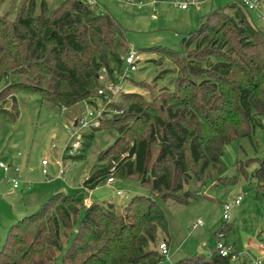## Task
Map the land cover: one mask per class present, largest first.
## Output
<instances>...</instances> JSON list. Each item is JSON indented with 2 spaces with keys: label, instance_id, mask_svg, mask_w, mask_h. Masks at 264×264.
<instances>
[{
  "label": "trees",
  "instance_id": "obj_1",
  "mask_svg": "<svg viewBox=\"0 0 264 264\" xmlns=\"http://www.w3.org/2000/svg\"><path fill=\"white\" fill-rule=\"evenodd\" d=\"M99 6L102 12L86 0H62L54 7L46 0H29L15 20L0 15V102L14 93L13 113L0 104V129L4 121L20 116L16 92L38 95L61 108L90 104L104 86L102 70L113 77L114 70L123 68L127 30ZM203 32L209 34L206 39L199 38ZM186 44L196 51L145 48L181 65L178 86L154 106L123 94L126 112L103 119L118 130L120 141L100 153L99 162L105 165L91 171L84 191L99 188L115 167L121 179L137 176L162 201H178L194 179L202 180L210 169L224 171L226 144L252 139L257 127H264L259 118L264 116V31L255 25L251 11L237 0L227 8H214L189 33ZM9 73L18 78L10 80ZM84 157L82 149L76 159ZM254 163L259 167L250 174L245 163H238L233 182L254 179L264 195V159ZM112 208L105 212L98 204L87 207L80 196L58 191L12 226L0 264H161L165 257L157 251L160 239L169 247L172 243L162 203L138 194L125 216ZM225 225L216 235L233 233ZM68 231L64 249L62 238ZM238 255L237 246L228 257L214 249L174 264H231Z\"/></svg>",
  "mask_w": 264,
  "mask_h": 264
},
{
  "label": "rangeland",
  "instance_id": "obj_2",
  "mask_svg": "<svg viewBox=\"0 0 264 264\" xmlns=\"http://www.w3.org/2000/svg\"><path fill=\"white\" fill-rule=\"evenodd\" d=\"M28 1L3 0L0 15L10 21L15 20ZM46 1L50 7H54L62 0ZM100 1L126 28L128 52L130 49L139 50L143 61L139 70L125 83L126 89L110 103H106L97 94L90 104L82 101L71 107L61 108L38 95L15 93L20 116L17 121H4L1 126L0 162L20 166L21 172L17 177L21 181V187L13 189L0 170V253L12 226L24 217L36 213L58 191L80 196L85 199L87 207L98 204L102 210L109 212L112 206L118 216L126 215V207L139 194L161 202L169 222L172 237L171 246H168L169 259L163 258L161 264H174L197 254L210 255L218 243L225 244L232 251L237 246L239 256L231 264H255L261 258L259 237L264 233V195L258 193L256 180L240 177L238 183H234L233 178L238 173V163H245L250 174L259 167L254 162L264 159V127L258 126L252 139L241 138L226 144L221 158L224 171L218 174L217 170L210 169L202 180L194 179L186 186L178 201H162L161 196L153 193L150 187L142 185L137 176L121 179L114 175V186L108 184V176L93 192L83 189V182L91 171L100 164L105 165V162H99L100 153L120 141L118 130L103 119L123 114L118 110L126 112L128 107L123 94L132 93L136 95L133 100L144 106H154L157 98L166 92L175 91L178 86L181 65L145 48L165 46L182 54L195 52L194 46L188 48L186 44L189 33L197 29L199 21L211 10L227 8L235 0H197L194 6L185 10L174 6L173 0L156 4L152 0H141L142 3L137 5L120 0ZM100 7H97L98 12L103 11ZM251 15L255 25L264 31V16L258 11L251 12ZM206 36L209 34L203 32L199 38L206 39ZM106 76L103 81L101 78L100 80L107 87L111 77ZM8 78L16 80L18 76L9 73ZM3 85L4 81L1 87ZM13 94L0 102L12 113ZM87 108L96 114L101 112L100 124L81 131L84 135L82 149H85V157L76 159L81 155V149L79 154L68 158L66 146L77 129L76 123L79 124ZM259 118L264 126V116ZM89 134L94 135L88 137ZM44 160L50 161L49 178L42 174ZM54 161L63 163L66 168L64 176H60V167ZM116 191L125 194L119 196ZM240 196L243 197V202L235 205V200ZM224 205L231 207L229 221H224L223 218ZM199 221H203L204 226L194 229ZM224 225L227 229L232 227L233 233L216 235ZM70 232L62 238L64 249L68 245ZM163 241L164 239H160V243ZM204 243L207 245L205 248Z\"/></svg>",
  "mask_w": 264,
  "mask_h": 264
},
{
  "label": "built area",
  "instance_id": "obj_3",
  "mask_svg": "<svg viewBox=\"0 0 264 264\" xmlns=\"http://www.w3.org/2000/svg\"><path fill=\"white\" fill-rule=\"evenodd\" d=\"M91 6L97 7L100 5L99 0H86ZM126 4H141V0H120ZM153 4L157 3V0H152ZM241 5L246 7L251 12H259L264 16V0H237ZM197 3V0H173V5L181 8V9H189L190 7L194 6ZM155 9V8H154ZM143 61L142 54L139 50L130 49L126 57L124 58L123 68L121 70H114L113 77H109V85L103 86L99 89L98 94L100 97L104 98L106 103L112 102L116 96L120 95L122 91H124L125 83L132 77L134 73H136ZM108 75L107 69H103L100 78L102 81L105 79V76ZM107 77V76H106ZM107 79V78H106ZM89 104V103H88ZM89 106V105H88ZM119 113H122L123 110H118ZM101 112L96 114L94 111H91L87 108L86 113L79 121V124L76 123V131L73 133L69 144L66 146L65 153L68 154L69 157L75 156L80 153L83 145V138L82 135L83 129L93 128L100 124V115ZM54 163L60 167V176L65 175L66 168L64 167L63 163L60 161H54ZM50 165L49 160L42 161V174L49 178V170L48 166ZM0 170L6 175L7 181L13 186V189H19L21 187V181L17 177V174L21 172V168L15 164H6L5 162H0ZM116 169L113 167L111 169V174L107 179V182L110 186H114L115 182V175ZM29 188H31L29 186ZM117 195L122 196L125 193L122 191H116ZM243 202V197L240 196L235 200V205H240ZM231 207L229 205L223 206L224 211V221H229ZM204 226L203 221H199L197 224L194 225V229H198L199 227ZM262 239L260 240L259 251L261 253V258L255 261V264H264V235H262ZM203 246H207L206 243ZM215 250L222 256L228 257L232 254V249L225 244L218 243L215 247ZM159 251L162 256H164L167 260L169 259V247L166 243H161L159 246ZM239 256V255H238ZM237 256V257H238ZM237 257H234L235 260Z\"/></svg>",
  "mask_w": 264,
  "mask_h": 264
},
{
  "label": "crops",
  "instance_id": "obj_4",
  "mask_svg": "<svg viewBox=\"0 0 264 264\" xmlns=\"http://www.w3.org/2000/svg\"><path fill=\"white\" fill-rule=\"evenodd\" d=\"M99 3L102 5V3H101V1L99 0ZM19 156H21V155H19ZM19 166V165H18ZM20 167V166H19ZM6 181H7V179H6ZM8 182V181H7ZM9 183V182H8ZM10 184V183H9ZM11 185V184H10ZM31 187V186H30ZM29 189H31V188H29ZM93 192V191H92ZM261 235V234H260ZM262 235H264V233L262 234ZM260 238V240L263 238V237H259Z\"/></svg>",
  "mask_w": 264,
  "mask_h": 264
}]
</instances>
